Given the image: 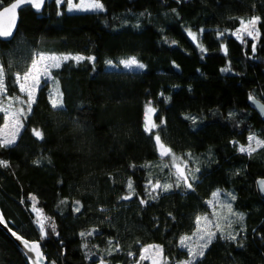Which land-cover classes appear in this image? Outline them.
<instances>
[{"label":"trees","instance_id":"trees-1","mask_svg":"<svg viewBox=\"0 0 264 264\" xmlns=\"http://www.w3.org/2000/svg\"><path fill=\"white\" fill-rule=\"evenodd\" d=\"M101 2L104 11L70 12L66 0H48L39 11L25 5L12 38L0 40V64L7 71L0 100L11 110L18 101L7 97L20 96L13 74L37 53L95 58L52 68L15 144L0 147V160L9 165L0 166L7 225L39 242L46 264H97L101 258L137 264L149 243L162 246L168 264H177L189 258L180 239L197 231V216L225 228L231 219L227 230L239 233L237 239L218 232L196 264H264V196L256 188L264 176V147L251 155L239 151L249 134L264 140V122L248 103L251 96L264 101V0ZM253 16L261 18L257 37L241 42L234 31L240 19ZM133 56L145 67L120 63ZM50 90L63 93V108L51 107ZM149 102L159 125L151 134L144 130ZM33 128L44 138H36ZM156 132L196 179L191 189L157 190L152 199L148 180L174 183L176 172L157 153ZM226 203L243 214L242 221ZM33 204L47 218L43 231ZM0 264H28L1 227Z\"/></svg>","mask_w":264,"mask_h":264},{"label":"snow or ice","instance_id":"snow-or-ice-1","mask_svg":"<svg viewBox=\"0 0 264 264\" xmlns=\"http://www.w3.org/2000/svg\"><path fill=\"white\" fill-rule=\"evenodd\" d=\"M58 4H64L65 0H56ZM45 3V0H14L9 6L3 7L2 6V0H0V7H2V11H0V37L2 38H9L13 35V29L15 27L16 21H17V10L20 9L24 5L32 6L35 9L39 10ZM68 11H74V10H90V11H104V5L101 2V0H89L87 7H83L84 0H81L80 4H74L73 0H66ZM174 11V10H173ZM7 15V21L8 23L5 25L3 22L4 17ZM240 19V18H238ZM259 16H253L247 21H244L240 19L241 27L237 29L235 35L241 40V42H244V37H252L254 40L256 39V36L254 35L258 30L256 28V25L260 21ZM204 30L201 29L200 32L202 33ZM188 35L193 39L196 40L197 34L193 33L191 30L188 31ZM225 35V32L220 31L218 33V37H223ZM256 45L255 43L252 44V51L255 52ZM225 51L227 49L225 48ZM84 59L94 60V57H83V56H73L71 54H66L62 56H56V55H45L44 53H37L35 57L31 58L30 63L25 67L23 73L17 72L14 73V82L18 84L19 91L21 93L26 94V98H22L20 96L17 97H7L9 101H18L19 104L24 105V107H18L16 111H12V105L9 104L7 108L3 106V101L0 100V113H4L3 119H4V125L0 127V147H11L15 144L16 139L18 138L19 130L23 128V118L26 117L27 113H30L32 111V105L35 103V96L34 93L39 90V86L42 82V78L44 82H47V80L51 79L50 73L52 68H59L61 63L64 61L74 60L76 62H79ZM50 61V63H48ZM109 65L112 64V61L107 62ZM120 63L127 69L132 68H138L142 69L145 67L144 64L140 63L136 57H130L127 59H124L120 61ZM229 68L222 69L221 71L227 72L229 71ZM6 77H7V71L3 64H0V95H4L7 92V85H6ZM55 82V81H54ZM48 98L50 105L53 109H59L63 108L64 101H63V93L62 92H55L50 90L48 93ZM251 98V97H250ZM156 111L155 108L151 107V102H149L146 105V119L144 123V130L151 134L153 133V129L158 128L159 125H156L155 123H150L149 118L147 116V113L151 112L154 113ZM231 115V114H230ZM9 119H11L14 122V126L17 128V131L11 134V137H4L3 136V129L7 128L9 126ZM193 120L195 118H192ZM163 123V121H162ZM33 135L38 139H43L44 134L42 130L33 128L31 129ZM154 140L157 145L158 150H160V154L163 156H169L172 154V150L170 148H167L161 140V136L159 132H156L154 135ZM235 143V142H234ZM255 144V147L253 146ZM258 147H264V140H258L254 135H250L248 137V145H240L239 151L241 153H247L248 155H251L253 152L257 150ZM174 157V154H172ZM190 155V154H189ZM187 163V161H185ZM0 166L8 167V162L4 160H0ZM178 171L173 173L175 175V181L174 183H163L159 180H157L154 184L151 181V179L148 180V187L151 189L149 191V196L152 199H155V195L153 193H157V190L161 191H169L174 186L180 187L183 185L184 187L191 189L192 188V182L195 181L196 177L195 175H188L184 171V169L179 168L177 166ZM195 171H199V169H196ZM127 187L129 189L133 188V184L131 181L128 182ZM158 194V193H157ZM220 191L218 190L216 193H213V196H219ZM228 197H230L231 200H235V196H233L231 193H226ZM31 199H35L34 197H30ZM130 196H123L121 199L128 200L130 199ZM147 200L141 199V203H147ZM61 203H64L61 201ZM77 207L75 211L79 212V202L77 201ZM33 209L37 211L38 213L42 212L40 209L35 208V204L32 205ZM226 207L228 208L229 213L236 217L237 220L242 221L243 220V214L242 213H235L232 211L231 204L226 203ZM40 219L38 217V223L40 225L41 230H44L45 227V220ZM206 220L208 224L214 225L215 230H212L211 228H204L201 229L200 227V221ZM196 220V226L197 231L194 235L197 236V240L194 244L187 243L192 239V237H181L180 244L181 247L186 248L188 252V259L185 261L177 262V264H196L197 260L204 256L205 250L210 246V244L213 242V240L217 237V233L219 232L221 236H223L225 239L230 240H236L237 236H239V233H233L232 231H228L227 229H230L232 227V224L234 221L231 219L227 220V228L223 227L221 223L208 220L207 216L201 217L197 216L195 218ZM0 222H4L3 213L0 212ZM54 230V225H52ZM92 233H89L91 235ZM13 235H17V233H13ZM81 236H85V233H80ZM17 238L22 241L24 244V247L27 249L29 253L37 252L39 248V244L37 242H29L27 240H24L23 237H20L17 235ZM85 247L87 245L85 244ZM149 248H156L159 253L162 256L163 248L159 245H149L147 247H142L141 252L139 254L140 260H147L150 259L149 256H146L145 253L148 252ZM117 250L118 247H117ZM42 256V254H40ZM129 255H134L133 253H129ZM36 259H39V256L36 257ZM166 260V258H163ZM152 264H161L160 261H158L156 258H151ZM54 264V262H53ZM100 264H105V261L103 258L100 260ZM137 264L139 262L137 261Z\"/></svg>","mask_w":264,"mask_h":264},{"label":"rangeland","instance_id":"rangeland-1","mask_svg":"<svg viewBox=\"0 0 264 264\" xmlns=\"http://www.w3.org/2000/svg\"><path fill=\"white\" fill-rule=\"evenodd\" d=\"M88 2H89V0H84V4H83V7H87V5H88ZM73 3L74 4H80L81 3V0H73ZM66 5H67V3H66ZM66 10L68 11V8H67V6H66ZM74 11H85V10H74ZM250 19V18H249ZM248 19H246V20H244V21H247ZM241 27V24L239 25V27L237 28V29H239ZM236 31L237 30H235L234 31V33H236ZM256 37H257V32L254 34ZM248 36H245L244 37V39H246ZM252 38V37H251ZM253 39V38H252ZM254 40V39H253ZM50 56V55H49ZM74 56V55H73ZM48 63H50V61H48ZM23 73V72H22ZM50 76H51V74H50ZM48 81V80H47ZM42 82H44L43 81V78H42ZM41 82V83H42ZM17 84V83H16ZM17 88H18V90H19V87H18V84H17ZM20 92V91H19ZM37 92V91H36ZM36 92L34 93V96L36 95ZM20 97H22V98H26V94L25 93H21L20 92ZM18 107H23L21 104H19V102H17V105H16V107L15 108H13L12 109V111L14 112V111H16L17 110V108ZM152 114L153 113H151V112H149V113H147V116H148V118H149V121H150V123H154L153 122V120H152ZM145 119H146V114H145ZM4 125V121L0 124V127H2ZM21 130V129H20ZM20 130H19V132H20ZM17 131V128L14 126V122L11 120V119H9V126L7 127V128H4L3 129V136L4 137H11V134L12 133H14V132H16ZM250 135H254V134H249L248 135V137L250 136ZM255 136V135H254ZM258 140H260L257 136H255ZM248 145V138H247V143L245 144V146H247ZM254 147H255V144L253 145ZM165 161L166 162H168L173 168H174V170L177 172L178 171V168H177V166H179V168H182V169H184V166L180 163V161L178 160V158L177 157H173V155L172 154H170L169 156H167L166 157V159H165ZM214 198H216V196L214 197ZM36 208V207H35ZM37 209V208H36ZM33 212H34V215H35V217H36V225L37 226H39L40 227V225H39V223H38V217L40 218V219H44L43 218V216H42V214H41V212L40 213H38L37 211H35L34 209H33ZM208 220H212L210 217H208ZM200 227H201V229H204V228H210V224H208V222L206 221V220H203L202 219V221H200ZM196 233V231L192 234V239L189 241V244L191 245V244H194L195 242H196V240H197V236L196 235H194ZM149 245H158L157 243H149V244H146L145 246H143V247H147V246H149ZM160 246V245H159ZM142 249V248H141ZM141 249H140V252H141ZM140 254V253H139ZM145 255L146 256H149L150 257V259H147V260H140L139 259V255H138V258H137V261L139 262V264H144V263H146V264H152V260H151V258H156L158 261H160L161 262V264H168V262H167V258L165 257V255H164V253H162V256H161V254L159 253V251L156 249V248H149V250H148V252L147 253H145ZM163 258H166V260L165 259H163ZM97 264H100V261L97 263Z\"/></svg>","mask_w":264,"mask_h":264},{"label":"water","instance_id":"water-1","mask_svg":"<svg viewBox=\"0 0 264 264\" xmlns=\"http://www.w3.org/2000/svg\"><path fill=\"white\" fill-rule=\"evenodd\" d=\"M47 1L48 0H45V3ZM12 2H14V0H11L9 3L5 4L3 7L9 6ZM32 8L35 11H39V10L35 9L34 7H32ZM20 9L17 10V21H16L15 27L13 29V35H14V33L16 31V28H17L18 19H19V10ZM0 11H2V7L0 8ZM3 22H4L5 25L8 23V21H7V15L4 17ZM12 36L9 37V38H2V37H0V40H9V39L12 38ZM248 103H249V106L251 108H253L257 112V114L260 116L261 120L264 122V101H262V100H260L258 98H255L253 96H251V98L248 99ZM156 149H157V153L160 156H163V155L160 154V150H158L157 145H156ZM256 188H257L258 192L262 196H264V176L259 177V178L256 179ZM0 212H1V210H0ZM3 218H4V216H3ZM0 227L15 241V243L17 244V246L20 248V250L22 251L23 255L25 256L28 264H46L47 259H46V256L44 255V253H43V251L41 249V246H40L39 242H37L39 244V248H38L37 252L29 253L27 251V249L24 247V244L22 243V241L17 238V235L20 236V237H23V236H21L20 234H18L17 232H15L13 229H11L7 225V222H6L5 218H4V222H0ZM13 233H17V235H13ZM23 239L24 240H27L29 242H35V241L29 240V239H27L25 237H23ZM40 254H42V256ZM38 256H39V259H36V257H38Z\"/></svg>","mask_w":264,"mask_h":264}]
</instances>
